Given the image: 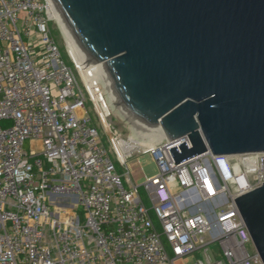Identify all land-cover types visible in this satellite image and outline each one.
I'll return each instance as SVG.
<instances>
[{"label":"built area","instance_id":"built-area-1","mask_svg":"<svg viewBox=\"0 0 264 264\" xmlns=\"http://www.w3.org/2000/svg\"><path fill=\"white\" fill-rule=\"evenodd\" d=\"M48 5L0 0V264H262L233 197L264 181V151L174 163L187 135H124ZM110 152L126 174L148 152L157 172L123 179Z\"/></svg>","mask_w":264,"mask_h":264},{"label":"water","instance_id":"water-1","mask_svg":"<svg viewBox=\"0 0 264 264\" xmlns=\"http://www.w3.org/2000/svg\"><path fill=\"white\" fill-rule=\"evenodd\" d=\"M115 109L174 163L264 151V0H51ZM264 264V181L233 197Z\"/></svg>","mask_w":264,"mask_h":264},{"label":"rangeland","instance_id":"rangeland-1","mask_svg":"<svg viewBox=\"0 0 264 264\" xmlns=\"http://www.w3.org/2000/svg\"><path fill=\"white\" fill-rule=\"evenodd\" d=\"M49 27L52 35L55 37L56 41L58 42L59 47L62 49L64 57H66L64 53V51L66 50V42L63 34L61 33L54 19L49 22ZM106 104L108 107V114L106 116V120L115 128H117L120 132H122L124 135H128L131 132V128L134 127L131 126L115 109L111 107L107 96H106ZM24 148L25 149L28 148L27 142L24 144ZM110 157L113 160L117 171L119 173H123L122 175L123 179L124 176H126L129 177L132 181H136L137 183H140L144 177L153 175L157 172V165L152 155L148 152L135 153L131 158L128 159L127 169L129 174H126L125 169L120 165H118L114 155L111 152H110ZM215 248H217L216 245L210 246V249H215ZM199 256L201 255L198 252L194 253L192 257L188 258L186 264H193L194 259Z\"/></svg>","mask_w":264,"mask_h":264},{"label":"bare ground","instance_id":"bare-ground-1","mask_svg":"<svg viewBox=\"0 0 264 264\" xmlns=\"http://www.w3.org/2000/svg\"><path fill=\"white\" fill-rule=\"evenodd\" d=\"M48 4H49L48 5L49 6V13H50L51 17L54 19V21L57 23L61 33L64 36L67 49L75 57V59L86 60L85 55L82 53V51L80 50L78 45L70 38V36H69L64 24L62 23V21L57 16V14L55 12V9H54V5L51 2V0H48ZM93 68L96 69V71H97V73L99 75L100 68H101V63H96L93 66ZM103 84H104V82H103ZM134 129H136V128H134ZM138 131L141 132V133L149 135L151 137V139H153V138L157 139V138L164 137V133H163V131L161 130V128L159 126H158V128L156 130H152V131H140V130H138ZM140 144H142V143L140 142Z\"/></svg>","mask_w":264,"mask_h":264}]
</instances>
